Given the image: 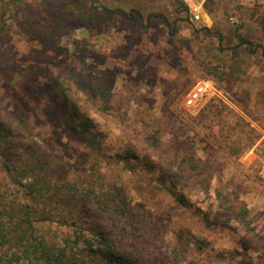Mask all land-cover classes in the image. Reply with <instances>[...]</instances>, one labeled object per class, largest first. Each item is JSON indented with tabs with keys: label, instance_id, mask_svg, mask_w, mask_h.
<instances>
[{
	"label": "rangeland",
	"instance_id": "obj_1",
	"mask_svg": "<svg viewBox=\"0 0 264 264\" xmlns=\"http://www.w3.org/2000/svg\"><path fill=\"white\" fill-rule=\"evenodd\" d=\"M58 79L96 120V138L74 131ZM78 81L103 85L107 99ZM199 83L205 91L189 102ZM0 121L19 153L34 145L94 166L125 191L133 212L121 232L140 234L118 238L120 249L146 247L163 264H264V0H0ZM149 135L202 159L186 203ZM5 166L21 169L18 156ZM38 230L76 241V229L55 222Z\"/></svg>",
	"mask_w": 264,
	"mask_h": 264
},
{
	"label": "trees",
	"instance_id": "obj_2",
	"mask_svg": "<svg viewBox=\"0 0 264 264\" xmlns=\"http://www.w3.org/2000/svg\"><path fill=\"white\" fill-rule=\"evenodd\" d=\"M99 9L106 15L123 14L129 21L134 19L135 14L145 18L134 9L128 13L121 8ZM88 12L84 16L90 20V13L98 14ZM146 18L149 20L150 14ZM173 33L174 30L170 34ZM216 33L219 47L222 48V34ZM244 43L249 42L241 39L240 44ZM90 83L89 88L86 86L88 83L75 82L79 87L87 88L95 99L106 100L109 93L104 86L98 82ZM67 86L63 81L55 80V98L62 101L64 109L73 111L76 133L91 136L90 139L96 138L98 133H93L96 120L71 101L69 91L72 88ZM146 138L148 141L153 139L154 146L161 151L160 170L175 186L182 188L180 202L186 203V180L195 179L204 172L205 168L199 164L202 159L194 153L191 157H182L174 140L163 142L151 135ZM13 139L9 129L0 121V161L18 156L21 165V169H16L14 173H10L6 166V172L0 170V175L4 173L2 179L6 180V183L0 180V264H163L164 257L158 252L153 253L146 247L140 251L127 245H122L120 249V244H116L118 238L123 241L140 234L121 232L120 226L126 224L133 212L121 187L106 183L104 176L94 166L87 170L75 168L34 145L23 146L22 153H19ZM71 170L77 172L72 175ZM240 215L242 218L245 216L242 212ZM53 222L76 229L75 243L70 244L67 239L58 241L38 230L42 224ZM144 230L145 239H148L151 233Z\"/></svg>",
	"mask_w": 264,
	"mask_h": 264
},
{
	"label": "built area",
	"instance_id": "obj_3",
	"mask_svg": "<svg viewBox=\"0 0 264 264\" xmlns=\"http://www.w3.org/2000/svg\"><path fill=\"white\" fill-rule=\"evenodd\" d=\"M206 89V86L204 83L198 84V86L195 88L194 92L191 93V97L189 98V102L195 101Z\"/></svg>",
	"mask_w": 264,
	"mask_h": 264
}]
</instances>
